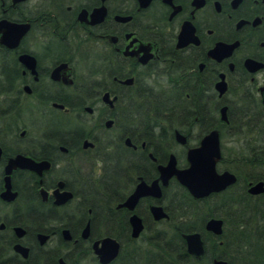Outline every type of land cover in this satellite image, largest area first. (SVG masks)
<instances>
[{"label":"flooded vegetation","instance_id":"flooded-vegetation-1","mask_svg":"<svg viewBox=\"0 0 264 264\" xmlns=\"http://www.w3.org/2000/svg\"><path fill=\"white\" fill-rule=\"evenodd\" d=\"M263 91L264 0H0V264L199 261L158 165Z\"/></svg>","mask_w":264,"mask_h":264},{"label":"trees","instance_id":"trees-1","mask_svg":"<svg viewBox=\"0 0 264 264\" xmlns=\"http://www.w3.org/2000/svg\"><path fill=\"white\" fill-rule=\"evenodd\" d=\"M228 125L221 126V157L217 167L236 175L233 184L212 193L200 201L186 193L179 194L180 218L173 221L177 231L197 229L202 234L204 252L199 261L184 252L178 234L168 245L157 240L155 252L171 259V264H210L211 257L222 256L228 264H264V192L251 195L246 182L261 179L264 182V108L255 101L239 98L228 104ZM234 138L236 145L226 146L223 138ZM214 197L208 202V199ZM182 209V210H181ZM178 210V209H177ZM201 213L193 219L194 212ZM209 214L222 218V231L213 235L203 229V220ZM228 230V231H227ZM218 240L221 243L218 244Z\"/></svg>","mask_w":264,"mask_h":264},{"label":"water","instance_id":"water-1","mask_svg":"<svg viewBox=\"0 0 264 264\" xmlns=\"http://www.w3.org/2000/svg\"><path fill=\"white\" fill-rule=\"evenodd\" d=\"M261 101L264 104V91L262 92ZM225 109V105H222L219 109V118L223 122H227ZM178 140L181 141L182 136H179ZM220 156L219 131L217 128H213L206 132L196 145L186 149V166L177 168L174 165L175 160L172 155L169 156L166 165H158L160 177L162 181L165 182L169 175H174L178 182L187 189L192 197L199 198L206 196L210 192H216L226 188L236 180V175L232 171L228 169H216V163ZM246 190L251 194L264 192V183L262 180H257L253 183L249 182ZM156 209L157 213L153 210L155 217L164 215V212L159 210V207H156ZM222 222L221 217L211 216L205 221L204 227L213 234L218 235L222 231ZM182 237L185 241L187 252L198 258L203 252L199 232L192 231L182 233ZM106 240L110 239H105L103 241L105 242ZM115 249L116 243L113 241L109 253L98 251L100 259H102V261L109 259L114 254ZM212 263L226 264V260L214 258Z\"/></svg>","mask_w":264,"mask_h":264},{"label":"rangeland","instance_id":"rangeland-1","mask_svg":"<svg viewBox=\"0 0 264 264\" xmlns=\"http://www.w3.org/2000/svg\"><path fill=\"white\" fill-rule=\"evenodd\" d=\"M223 144L226 146H233V145L235 146L236 145L234 138L232 139L228 136H225V138H223ZM213 198L214 197H211L210 199H208V202L211 203L210 200H212ZM262 207H264V204L262 205Z\"/></svg>","mask_w":264,"mask_h":264},{"label":"bare ground","instance_id":"bare-ground-1","mask_svg":"<svg viewBox=\"0 0 264 264\" xmlns=\"http://www.w3.org/2000/svg\"><path fill=\"white\" fill-rule=\"evenodd\" d=\"M225 189V188H224ZM223 190V189H222ZM221 191V190H220ZM217 192H219V191H217Z\"/></svg>","mask_w":264,"mask_h":264}]
</instances>
